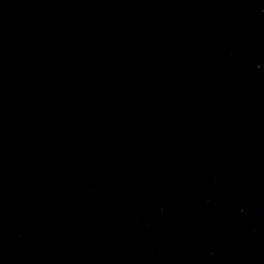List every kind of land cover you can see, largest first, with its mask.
Masks as SVG:
<instances>
[{
	"label": "water",
	"instance_id": "1",
	"mask_svg": "<svg viewBox=\"0 0 264 264\" xmlns=\"http://www.w3.org/2000/svg\"><path fill=\"white\" fill-rule=\"evenodd\" d=\"M0 264H264V0H0Z\"/></svg>",
	"mask_w": 264,
	"mask_h": 264
}]
</instances>
